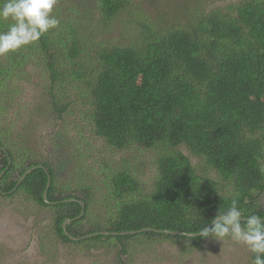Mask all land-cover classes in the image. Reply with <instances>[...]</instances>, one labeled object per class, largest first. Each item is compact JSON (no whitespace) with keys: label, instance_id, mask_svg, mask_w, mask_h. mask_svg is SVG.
Listing matches in <instances>:
<instances>
[{"label":"trees","instance_id":"trees-1","mask_svg":"<svg viewBox=\"0 0 264 264\" xmlns=\"http://www.w3.org/2000/svg\"><path fill=\"white\" fill-rule=\"evenodd\" d=\"M96 3L106 28L129 12L132 39L85 37L77 14L56 10L57 28L0 56V173L6 169L0 195L12 191L26 169L41 165L47 173L36 168L11 194L51 209L52 233L62 243H116L124 252L135 237L192 246L203 239L143 232L73 241L66 233L81 238L152 228L196 234L216 213L226 212L233 199L243 218L256 214L264 219V0H238L205 11L198 10L199 0H174L169 8L159 3L136 12L131 11L133 0ZM11 23L0 21V32ZM33 67L48 80L43 87L47 110L61 120L60 130L71 125L102 140L104 149L138 148L154 155L148 189L128 165L103 167L96 173L101 182L87 178L74 185L63 170L79 157L71 154L53 165L34 158L21 129L2 124L13 111L24 114L23 83H32ZM68 96L86 102L84 125L65 117ZM60 130L55 136L63 145L66 131ZM62 145L55 143V148ZM47 174L51 204L43 200ZM66 199L84 203L81 218L79 203ZM65 219L71 223L64 231Z\"/></svg>","mask_w":264,"mask_h":264},{"label":"rangeland","instance_id":"rangeland-1","mask_svg":"<svg viewBox=\"0 0 264 264\" xmlns=\"http://www.w3.org/2000/svg\"><path fill=\"white\" fill-rule=\"evenodd\" d=\"M237 1L199 0L202 6L198 10L225 8ZM133 2L131 11L134 12L139 7L145 11L159 3L165 8L174 4V0ZM56 10L77 14L79 30L85 37L96 39L97 36V41L107 37L117 38L122 42L132 39L133 32L128 26L129 12L122 15L110 28H106L100 24L96 0H57L53 11ZM37 72L33 67L32 83H23L24 114L13 111L12 119L2 121L4 125L5 122L9 126L13 124L15 131L21 129L22 140L29 142L34 158L53 165L57 162L63 164L62 161L71 154L79 157L78 161L73 162V167L70 165L63 170L64 174H67L64 178L74 180V185H81L87 178L101 182L96 173L103 167L115 169L128 165L130 169L134 167L137 170L145 188L149 187L154 174V155L147 151L139 152L138 148L134 151L104 149L102 140H94L85 130L75 129L71 125H66L63 128L65 130H60L61 120L48 114L47 110L49 97L47 89L44 90L43 87L48 86V80L37 76ZM69 99L65 117L68 120L74 118V122L69 120L72 124L84 125V115L81 114L87 108L86 102L76 96H70ZM78 100L79 102H76ZM57 130L66 131L61 135L64 149L55 148V143L62 145L55 136ZM9 136L19 144V139L13 133ZM65 138L69 142L64 143ZM80 154L83 159L81 163ZM70 160L72 161L73 157ZM75 195L81 197L80 192ZM260 201L261 207L264 208V195ZM51 214V209L38 207L20 194L0 195V264H250V252L247 248L230 239L210 238L192 246L188 241L169 243L135 237L130 240L129 245L127 244L125 252L116 243L90 247L64 244L52 233Z\"/></svg>","mask_w":264,"mask_h":264},{"label":"clouds","instance_id":"clouds-1","mask_svg":"<svg viewBox=\"0 0 264 264\" xmlns=\"http://www.w3.org/2000/svg\"><path fill=\"white\" fill-rule=\"evenodd\" d=\"M57 0H3L0 21L11 20L7 31L0 32V56L14 53L40 40L60 21L52 15ZM191 235V233H186ZM203 240L230 239L242 245L252 255V264H264V219L258 215L242 217L238 200L233 199L226 212L216 213L210 222L199 229Z\"/></svg>","mask_w":264,"mask_h":264},{"label":"water","instance_id":"water-1","mask_svg":"<svg viewBox=\"0 0 264 264\" xmlns=\"http://www.w3.org/2000/svg\"><path fill=\"white\" fill-rule=\"evenodd\" d=\"M10 163V161H9ZM36 168H40V169H43L46 173V169L41 166V165H37V166H34V167H30L28 169H26L23 174L19 177L18 179V182H17V185L16 187L23 181V179L25 178L26 175L30 174L33 170H35ZM4 171H2L0 173V177L3 175ZM50 186V176L47 174V183H46V188H45V191L43 193V200L45 203L47 204H50V202L47 201V191H48V188ZM16 187L10 191L9 193H12L13 191L16 190ZM73 202L74 199H66L64 200V202ZM79 205L81 206V212H80V215L77 217L78 218H81L84 214V203L82 201H79V200H76ZM71 223V220L70 219H65L62 224H61V227L63 228V230L65 231V228L67 225H70ZM143 232H154V233H163V234H166V235H173V236H180V235H184L186 237H196V236H199L198 233L194 234V233H191V235H186V233H181V232H176V231H173V232H170V231H167V230H155V229H152V228H143V229H139V230H131V231H122V232H112V233H109V232H99V233H94V234H89V235H85L81 238H75L69 234L66 233V235L69 237V239L73 240V241H77V240H81V239H86V238H90L92 236H98V235H102V236H108V235H111V236H116V235H119V236H126V235H136V234H140V233H143Z\"/></svg>","mask_w":264,"mask_h":264},{"label":"flooded vegetation","instance_id":"flooded-vegetation-1","mask_svg":"<svg viewBox=\"0 0 264 264\" xmlns=\"http://www.w3.org/2000/svg\"><path fill=\"white\" fill-rule=\"evenodd\" d=\"M8 164H10V163H8ZM5 171H6V169L4 170V173H5ZM4 173H3V174H4ZM16 175H17V173H15L13 176H16ZM2 176H3V175H2ZM2 176L0 177V180L2 179ZM2 194H3V195H7V194H11V193H9V192H8V193H7V192H5V193L2 192ZM74 201H76V200H74ZM50 204H51V203H50Z\"/></svg>","mask_w":264,"mask_h":264}]
</instances>
